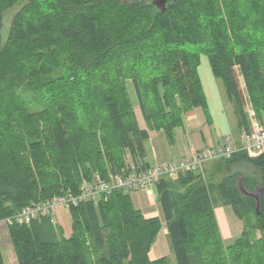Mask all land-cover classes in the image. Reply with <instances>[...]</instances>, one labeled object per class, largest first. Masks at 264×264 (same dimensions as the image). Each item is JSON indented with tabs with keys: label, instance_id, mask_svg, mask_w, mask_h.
<instances>
[{
	"label": "trees",
	"instance_id": "trees-1",
	"mask_svg": "<svg viewBox=\"0 0 264 264\" xmlns=\"http://www.w3.org/2000/svg\"><path fill=\"white\" fill-rule=\"evenodd\" d=\"M18 3L2 38L4 13ZM202 56L222 81L238 135L249 127L240 78L264 123V0H0V221L110 186L69 204L66 238L55 211L5 224L18 264H171L150 258L160 217H145L114 179L150 168L151 132L173 145L188 112L209 120ZM18 88L35 99H19ZM155 190L173 264H264V153L236 150L208 161L204 175H162ZM216 200L243 223L231 245Z\"/></svg>",
	"mask_w": 264,
	"mask_h": 264
},
{
	"label": "rangeland",
	"instance_id": "rangeland-1",
	"mask_svg": "<svg viewBox=\"0 0 264 264\" xmlns=\"http://www.w3.org/2000/svg\"><path fill=\"white\" fill-rule=\"evenodd\" d=\"M20 5L21 3H18L16 6L7 10L4 13L2 38H4L5 35L8 33V29H9L12 17L15 14V12L20 8ZM198 73H199L203 88L205 89V93L207 95L206 106L210 104L211 105L210 111H212V113L215 111V113L212 115V121H209L208 118L205 119V117L202 116L203 114L200 109H195V112L199 113L202 116L201 121L202 123L206 124L205 127L211 128V129L209 128L210 131L204 128V133L207 136V143H205L203 149L207 147L209 149L210 147L211 148L228 147L232 149L233 142L238 144L237 122L233 114L232 105L226 98V94H225L222 81L220 79H216L213 77L210 71L208 59L205 56H202L200 59ZM240 83L242 86L243 81H240ZM127 87H128L129 96L134 101L135 94L133 91V87L130 84ZM15 94L17 95L19 99H22L24 101L31 102L35 99V95L33 93L27 90H22V88L16 89ZM38 95L40 96V94ZM223 109H224V117L226 119V116H227V119H228L226 120V123L228 124V127L226 128L224 127L222 121L218 119V116L220 115V113L221 112L223 113ZM212 129H218L222 133L216 137L214 136ZM184 133L181 131V129H177V136H176L177 145L175 146L174 144L172 145V148H171V158H173L174 160H176L177 157L187 158L191 155L190 154L189 156H187L186 154L187 152H189V147L185 141L184 136L186 135ZM157 137L158 136H155V138ZM227 138L229 140L226 142ZM192 141H193V136H192ZM181 142L182 143L184 142L186 144L183 143L182 146H180ZM169 145L167 144L168 147ZM197 145H198L197 147H201L200 143H198ZM204 167L206 168L205 163H204ZM252 170L250 169L248 171L251 172ZM217 178L214 179L213 183H216V180L217 181L219 180V178L218 179ZM153 186H151L150 183H146L145 187L136 189L135 191L133 190V192H130L129 194L132 200V204L134 205L135 208L142 210L144 214L150 215V216H147L149 218L156 217V216H153L155 215L153 212L157 211L158 212L157 216L160 217V220H161L162 228L155 242L153 243L151 247L150 258L151 259L166 258L168 262L173 264L175 263L174 252L172 250L171 242H170L169 235L165 227V223L163 221V217L161 216V210L157 203V196L154 195L155 192H154V189H152ZM214 213H215V218L217 222V227H218L220 235L222 236L223 241L225 242L226 245H231L234 242V240L237 239L241 235L243 223L237 220L234 217L231 208L229 206L224 205L222 201L220 200H216L215 202ZM52 219H53L52 223L55 229L58 231H61V234H60L61 239L68 237L71 231L70 229L71 221H70L68 212H66V209L62 206L57 207L55 210V215L52 217ZM5 224H6L5 222L0 221V250L3 254L5 264H18L17 259L12 249L11 242L9 240V236L7 233V227Z\"/></svg>",
	"mask_w": 264,
	"mask_h": 264
},
{
	"label": "built area",
	"instance_id": "built-area-1",
	"mask_svg": "<svg viewBox=\"0 0 264 264\" xmlns=\"http://www.w3.org/2000/svg\"><path fill=\"white\" fill-rule=\"evenodd\" d=\"M247 118L249 121L248 131L242 133L240 137V150L244 151L248 157L254 158L264 153V123L258 120L252 108L246 109ZM233 153V149L228 147H218L206 149L204 151L192 153L187 158L178 159L175 161H168L147 170L132 174L128 177H121L116 175L114 184L118 188L124 190H136L146 186L150 183L155 185L157 179L162 175L173 176L180 171H197L203 172V164L205 162L220 158L229 157ZM110 186L104 181H100L95 187L83 189L81 194L74 197H62L47 200L40 204L23 208L13 218H8L4 222L7 224L17 223L19 225L29 224L31 220L38 215H47L53 213L57 207L62 206L68 209L69 204L76 205L77 200H88L90 198L96 199L99 193L108 192Z\"/></svg>",
	"mask_w": 264,
	"mask_h": 264
},
{
	"label": "crops",
	"instance_id": "crops-1",
	"mask_svg": "<svg viewBox=\"0 0 264 264\" xmlns=\"http://www.w3.org/2000/svg\"><path fill=\"white\" fill-rule=\"evenodd\" d=\"M240 81H242V79H239ZM203 87V85H202ZM240 90L242 92V95L245 99V105L246 107L248 106V101H247V95L245 93V89H244V84L240 83ZM205 97L207 98V95L205 93V89L203 88ZM208 101V100H207ZM210 104L207 105L208 111H209V121H212V115L215 113V111L212 113V111H210ZM218 119H220L224 125V127H228V124L226 123L227 116L226 119L224 117V109H223V113L221 112L220 115L218 116ZM191 122V123H190ZM205 123H202L200 116L198 115V113L195 112V110L188 112L185 116H184V127L183 128H178L181 129V131L186 135L185 137V141L189 147V152H187V156H189L190 154L194 153V152H199L205 149H209L208 147L204 148L205 143H207V136L204 133V128H206L208 131H210V127H205ZM210 128V129H209ZM190 131H188V130ZM212 132L214 134V136H218L220 135L222 132L218 129H212ZM241 134L238 135V144L236 143H232V149H237L238 147H240V141H239V137ZM155 136H158L157 138H155ZM176 136H177V129L175 130V146L177 145V141H176ZM192 136H193V141H192ZM229 139H226V142ZM184 143V142H183ZM181 142V145L183 144ZM184 143V144H186ZM198 143L201 144V147H197ZM167 144L169 145V143L167 142L164 134L162 132H151L149 135V139L145 142V149H146V153H147V159L148 162L150 164V167H155L157 165L163 164L165 162L168 161H172L174 160L173 158H171V148L172 145H169V147L167 146ZM173 144V145H174ZM230 147V146H229ZM211 148V147H210ZM214 148V147H213ZM185 156V157H187ZM181 158V157H180ZM176 159H179V157H177ZM206 167L208 166V162H205ZM204 164H203V174H204ZM152 189H154V195L157 196L156 194V190H155V186L152 187ZM153 193V191H152ZM155 215L153 216H157L158 212H153ZM145 217L150 216L148 214H144ZM149 218V217H147Z\"/></svg>",
	"mask_w": 264,
	"mask_h": 264
},
{
	"label": "water",
	"instance_id": "water-1",
	"mask_svg": "<svg viewBox=\"0 0 264 264\" xmlns=\"http://www.w3.org/2000/svg\"><path fill=\"white\" fill-rule=\"evenodd\" d=\"M255 199H256V202H257V205H256V208L258 207V197L255 196Z\"/></svg>",
	"mask_w": 264,
	"mask_h": 264
}]
</instances>
